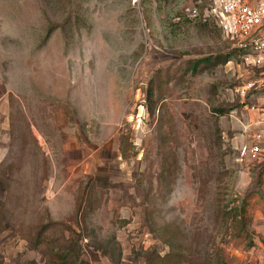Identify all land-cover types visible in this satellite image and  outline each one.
Segmentation results:
<instances>
[{"label": "rangeland", "instance_id": "obj_1", "mask_svg": "<svg viewBox=\"0 0 264 264\" xmlns=\"http://www.w3.org/2000/svg\"><path fill=\"white\" fill-rule=\"evenodd\" d=\"M200 4L0 0V264H46L76 235L78 264H144L167 251L153 232L164 223L186 234L193 264H264V188L251 246L225 214L264 165L241 154L253 127L264 133L245 107L261 103L264 66L239 54L193 70L234 47ZM157 70L162 128L145 106ZM163 154L175 158L169 176Z\"/></svg>", "mask_w": 264, "mask_h": 264}, {"label": "trees", "instance_id": "obj_2", "mask_svg": "<svg viewBox=\"0 0 264 264\" xmlns=\"http://www.w3.org/2000/svg\"><path fill=\"white\" fill-rule=\"evenodd\" d=\"M201 4L198 5L199 14L203 13L204 7L207 5L208 0H200ZM211 23V21H209ZM207 18H204V25H209ZM239 54L241 50L233 47L224 53H218L214 56L207 57L204 59H196L193 61L192 69L195 70L197 66L204 60V67L207 65H218L224 64L228 61L233 60ZM162 73L157 70L154 72V75L150 78L148 86L145 93V106L148 114L154 116L157 113V119H159V125L162 126V117L161 109L165 107L164 101L161 98V95L164 91L163 84L165 79ZM166 77V74L164 75ZM227 110L220 109L219 113L221 115L225 114ZM162 128V127H161ZM218 129V128H217ZM162 138H165L163 135ZM164 141V139H163ZM133 144L129 140L128 135L121 134L119 136V152L122 158L128 159L133 154ZM167 154L166 152H163ZM163 154L162 169L161 174L164 176H169L174 172L172 169L175 158L173 155ZM257 171L255 187L245 193L238 204L233 208H230L229 211H225L226 219L230 220L232 228V236L234 241L237 243L243 242L246 246L252 245V239L250 237L247 226L249 225L253 212L258 208L255 203L261 201L262 198V189L264 188V165ZM84 196H82L83 198ZM257 207V208H256ZM224 214V212H223ZM223 216V215H222ZM224 217V216H223ZM222 218V217H221ZM153 232L159 238V240L167 247V251L163 254H159L155 251L149 252L145 258L144 264H193L194 256L190 251V245L187 242L186 234L182 229L173 223H164L162 225H157L153 228ZM39 236V235H38ZM76 236H73L70 240H67L65 245H58L55 249L50 248L45 254L46 264H78L80 260V249L78 246V239ZM40 241V236L34 244L38 245ZM217 264H229L225 257L218 255Z\"/></svg>", "mask_w": 264, "mask_h": 264}, {"label": "built area", "instance_id": "obj_3", "mask_svg": "<svg viewBox=\"0 0 264 264\" xmlns=\"http://www.w3.org/2000/svg\"><path fill=\"white\" fill-rule=\"evenodd\" d=\"M192 11L196 14V8ZM204 12L222 35L241 50L244 63L264 66V0H208ZM254 82L256 81L247 82L244 88L254 86ZM245 107L253 116V123L264 125V96L258 105L245 104ZM263 135V130L254 133L252 142L242 146L241 154H246L250 159L263 156L264 151L259 145Z\"/></svg>", "mask_w": 264, "mask_h": 264}, {"label": "crops", "instance_id": "obj_4", "mask_svg": "<svg viewBox=\"0 0 264 264\" xmlns=\"http://www.w3.org/2000/svg\"><path fill=\"white\" fill-rule=\"evenodd\" d=\"M250 2H255L256 0H249ZM248 113H250V112H248ZM250 121H252V119L250 120ZM254 124H255V122H254ZM253 129H255L254 131H252L251 133H253L254 134V132H256V133H258L259 132V130H260V127L257 129L256 127H253ZM251 133L249 134V139H248V141L244 144V143H242V145H241V147L243 146V145H246V144H248V143H250L253 139H251V137H253V134H252V136H251ZM247 137H248V134L246 135ZM235 138L236 137H233L232 138V144L234 145V140H235ZM264 151V150H263Z\"/></svg>", "mask_w": 264, "mask_h": 264}]
</instances>
